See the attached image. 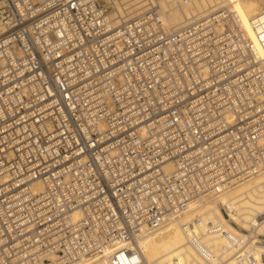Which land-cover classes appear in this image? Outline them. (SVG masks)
<instances>
[{
	"label": "built area",
	"instance_id": "1",
	"mask_svg": "<svg viewBox=\"0 0 264 264\" xmlns=\"http://www.w3.org/2000/svg\"><path fill=\"white\" fill-rule=\"evenodd\" d=\"M142 3L0 0V264H142L137 235L264 174V15L254 42L227 9Z\"/></svg>",
	"mask_w": 264,
	"mask_h": 264
},
{
	"label": "bare ground",
	"instance_id": "2",
	"mask_svg": "<svg viewBox=\"0 0 264 264\" xmlns=\"http://www.w3.org/2000/svg\"><path fill=\"white\" fill-rule=\"evenodd\" d=\"M159 3L165 11L164 21L170 26L184 25L192 16L200 17L227 9L236 14L233 19L241 23L247 36L254 42L257 38L252 18L264 15V0H192L181 7L172 0H159ZM142 4V0H120L117 9L134 12ZM259 55L260 67L264 70V49L261 45ZM33 186L36 190L41 187L37 180L33 182ZM221 203L238 210V213H233L231 217L246 227L247 221H253L254 215L258 214L257 227L253 230L250 228L249 234L235 228L222 216L219 208ZM209 219L216 221L221 228L209 231L206 224ZM186 221H192L191 236L185 233L182 227V223ZM255 233L264 234V174L244 180L204 204L191 205L179 217L169 219L151 232L137 235L136 244L143 255L142 264H214L219 261L221 264H235L234 254L237 246L233 244V238L240 236L241 239L237 243L240 245L243 239L253 237ZM245 245L247 249L253 250L255 262L251 263L248 258H244L243 264H264V237H256L252 244L245 242Z\"/></svg>",
	"mask_w": 264,
	"mask_h": 264
}]
</instances>
